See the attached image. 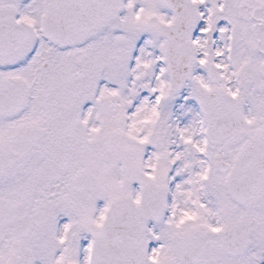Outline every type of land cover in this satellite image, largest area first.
I'll return each instance as SVG.
<instances>
[{
    "label": "snow or ice",
    "instance_id": "snow-or-ice-1",
    "mask_svg": "<svg viewBox=\"0 0 264 264\" xmlns=\"http://www.w3.org/2000/svg\"><path fill=\"white\" fill-rule=\"evenodd\" d=\"M0 264H264V0H0Z\"/></svg>",
    "mask_w": 264,
    "mask_h": 264
}]
</instances>
